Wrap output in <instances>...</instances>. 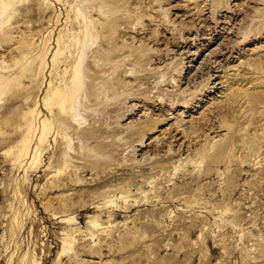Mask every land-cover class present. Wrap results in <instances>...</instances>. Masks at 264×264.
<instances>
[{
  "label": "rangeland",
  "instance_id": "rangeland-1",
  "mask_svg": "<svg viewBox=\"0 0 264 264\" xmlns=\"http://www.w3.org/2000/svg\"><path fill=\"white\" fill-rule=\"evenodd\" d=\"M0 264H264V0H0Z\"/></svg>",
  "mask_w": 264,
  "mask_h": 264
},
{
  "label": "bare ground",
  "instance_id": "bare-ground-1",
  "mask_svg": "<svg viewBox=\"0 0 264 264\" xmlns=\"http://www.w3.org/2000/svg\"><path fill=\"white\" fill-rule=\"evenodd\" d=\"M92 40H93V37H92V35L90 34V32L89 31H87L86 32V39H85V42H84V44H83V48L85 47V48H87V46L90 44V42H92ZM77 108H76V106L73 108V116H74V120H76V121H80V119H79V115H77ZM75 123V122H74ZM77 123H79V122H77ZM139 146H141V145H139Z\"/></svg>",
  "mask_w": 264,
  "mask_h": 264
}]
</instances>
